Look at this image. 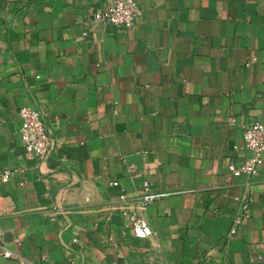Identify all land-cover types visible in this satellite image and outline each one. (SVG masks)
Here are the masks:
<instances>
[{
	"label": "crops",
	"instance_id": "crops-1",
	"mask_svg": "<svg viewBox=\"0 0 264 264\" xmlns=\"http://www.w3.org/2000/svg\"><path fill=\"white\" fill-rule=\"evenodd\" d=\"M138 1L126 29L93 19L105 0H0V264H264V163L229 170L264 123V0ZM22 107L53 131L46 159ZM145 180L170 195L143 204Z\"/></svg>",
	"mask_w": 264,
	"mask_h": 264
},
{
	"label": "built area",
	"instance_id": "built-area-1",
	"mask_svg": "<svg viewBox=\"0 0 264 264\" xmlns=\"http://www.w3.org/2000/svg\"><path fill=\"white\" fill-rule=\"evenodd\" d=\"M93 19L105 24H111L126 29H134L143 16L142 7L138 0H105L103 8L96 9ZM87 34V33H85ZM21 127L20 136L25 150L38 159H46L53 150L54 138L53 131L46 121L43 114L32 107H22L20 109ZM244 148L250 151V156L244 162L229 165L232 177L246 175L255 177L259 174L260 168L264 163V123L256 121L245 127L244 130ZM135 170V167H131ZM16 171H6L3 178H9ZM118 184V182H114ZM171 192L157 191L153 188L149 180L142 183V191L139 194V200L147 205L154 201L168 197ZM125 198V195L122 196ZM240 202L243 214L234 219L230 235H234L238 226L243 221V215L253 203L252 195L237 197ZM125 218L131 224L132 230L137 237H148L152 230L148 222L136 214L124 213ZM20 240V239H18ZM0 256L16 257L4 243L3 231L0 229Z\"/></svg>",
	"mask_w": 264,
	"mask_h": 264
}]
</instances>
